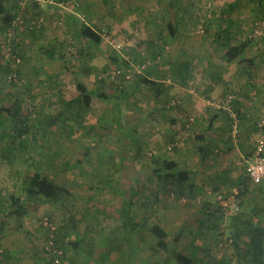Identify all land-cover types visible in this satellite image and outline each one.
<instances>
[{
    "label": "rangeland",
    "instance_id": "obj_1",
    "mask_svg": "<svg viewBox=\"0 0 264 264\" xmlns=\"http://www.w3.org/2000/svg\"><path fill=\"white\" fill-rule=\"evenodd\" d=\"M175 2L176 9L172 7ZM235 2L29 1L24 6L19 3L17 28L10 30L11 36L0 23L2 264H53L44 248L57 232L59 245L65 250L61 264H207L208 253L227 264H243L233 244L221 247L233 237L234 220L224 218L217 229L213 227L215 220L206 221L202 215L203 207L218 206L209 194V188L217 186L208 177L211 170L203 171L205 176L200 177L192 173L202 157L195 147L202 127L196 107L208 99V84L219 78H209L208 70L242 72L245 66L254 68L263 54L264 42H254L242 60L225 66V48L212 45L211 37L221 25V11H229ZM263 3L241 0L234 6L232 45L241 41L250 23L264 15ZM182 8L188 13L178 23L176 15ZM170 21L178 23L175 37L169 34ZM82 23L102 35L100 46L80 37ZM9 49L20 58L14 69L15 81L9 80L14 67L7 57ZM113 58L129 62L130 68L118 67ZM171 61L191 63L188 82L175 76L168 66ZM147 63L142 73L135 71ZM152 68L157 70L153 73ZM139 75L164 83L169 100L164 98L160 103L154 89L141 83ZM78 82L85 84L92 96L89 109H83L78 101ZM103 93L117 94L120 100L105 101L99 97ZM226 94L219 103L231 108L239 96L235 91ZM231 95L236 99L229 103ZM17 101L22 106V119L28 117L23 124L7 111ZM173 102H179L180 107ZM175 116L180 122L173 125L170 120ZM22 125L26 134L19 137L16 129ZM175 143L180 146L170 151ZM164 161H174L178 170L190 173L186 185L194 182L202 188L199 196L197 190L183 198L165 193L154 174ZM37 172L67 188L70 196L54 203L26 195L24 179ZM225 185L222 190L228 193L237 190ZM259 186L264 190V184ZM254 191L256 188H251L250 193ZM238 193L241 220H250L249 214L243 213L246 196ZM12 198L21 200L23 211H16ZM123 209H130L140 229L124 231ZM158 239L164 240L167 248L149 251L148 246ZM242 240V245L248 241L246 234Z\"/></svg>",
    "mask_w": 264,
    "mask_h": 264
},
{
    "label": "trees",
    "instance_id": "obj_2",
    "mask_svg": "<svg viewBox=\"0 0 264 264\" xmlns=\"http://www.w3.org/2000/svg\"><path fill=\"white\" fill-rule=\"evenodd\" d=\"M20 0H0V23L3 26V29L5 31L12 28V25L16 19L17 15V8H19ZM176 5H172L175 9L178 7L177 2H175ZM229 11H223L222 16L220 17L221 25L218 31H216V34H214L213 37H211L212 45L218 48H225V55L224 59L225 62L228 64H232L236 62L237 60H242L247 49L251 45V42H243L240 41L236 45H232L233 41V20L234 14L236 13V9L234 6L229 7ZM182 12V15H176L178 19L176 20L178 23L181 20H183V17L186 15L187 10L185 8H182L180 10ZM170 21L168 25L169 34L171 37H175L176 31L178 29V23ZM79 35L82 39L88 41L94 46H100L103 41L102 35L97 32L92 26L82 23L79 28ZM159 49V47H157ZM51 50L55 51V46L51 47ZM160 55V52L157 53V56ZM112 61L117 65L118 67L123 66L124 68H130L131 64L127 61L120 60L119 58H113ZM175 61H171L168 63V66L173 70L175 76L183 83L188 82L191 79V63L188 61L183 62L182 64ZM252 62L250 61L249 64ZM177 69L174 71V69ZM152 72L154 73L157 68H152ZM151 71V70H150ZM139 81L147 86H151L154 89V93L156 95V98L159 99V102L161 103L164 98L166 100H169V97L167 95V92H169V88L164 83L152 81L149 79V76L139 75L138 76ZM77 90L79 91L80 95L78 97V101L82 104L83 109H89L91 106L92 96L90 95L87 87L85 84L78 82L77 83ZM101 99L105 101H109L113 98H115L117 101L120 100L119 95L110 96L106 93H103L99 96ZM176 107H180L179 105H176ZM22 106L20 102H15V104L12 106V108L8 109V114L16 120V122L24 123V120H28L27 116H24L23 119L21 117L22 113ZM217 119L216 116L212 117V120L210 122V125L214 123V121ZM173 125L176 124V122H172ZM26 127L21 126L20 130H18L19 137L22 134H26ZM20 131V132H19ZM179 165L174 161H164L162 164V167L156 170L154 174L156 175L158 182L162 185L164 192L169 195H176L178 198H183L186 195V181L189 180V174L190 173H184L178 170ZM25 184V192L26 195H28L31 198L35 199H43L49 202L59 203L62 202L65 198L70 196V191L61 186L58 185L55 181L48 179L47 177L42 176L40 173H34L32 175L27 176L24 179ZM189 188L195 192L194 185L191 184ZM13 199V205L16 209V211L20 212L23 211V205L21 203V200L19 198H12ZM133 201V200H132ZM132 203H129V206L132 207ZM210 205H207L206 207H203L202 215L206 218V221L208 220H215L213 227L219 229L220 223L224 219V217L221 215L219 207L214 206V210H211L210 208H207ZM122 220H123V227L125 228V231L127 232V229L130 231H134L135 229H140V224L136 221V219L131 215L130 209L122 210ZM242 214L238 215L234 219V224H236L237 227H235V232L233 234V237L227 239L233 241V245L235 247V253L236 255L241 258L243 264H264V225L262 226H255L251 219L248 220H241ZM204 222H200L201 225H203ZM241 224V226L239 225ZM246 234L248 241L245 244H241L242 235ZM154 239H156L155 235H152ZM59 237L60 234L57 232L56 237L53 239L54 245L58 250H62L64 253L63 246L59 245ZM131 239V238H130ZM223 241V240H222ZM128 243H131L129 240ZM75 248L77 249L78 243L74 244ZM167 248V244L164 240L158 239L156 244H150L149 250H151L153 253L158 252L159 250H165ZM209 251V250H207ZM209 259V263L207 264H227L226 260H216V258L209 257V253L206 254ZM0 257H2L0 255ZM64 257V256H63ZM64 259V258H63ZM4 261V257L0 259V264ZM52 263V262H51Z\"/></svg>",
    "mask_w": 264,
    "mask_h": 264
},
{
    "label": "crops",
    "instance_id": "obj_3",
    "mask_svg": "<svg viewBox=\"0 0 264 264\" xmlns=\"http://www.w3.org/2000/svg\"><path fill=\"white\" fill-rule=\"evenodd\" d=\"M233 1H236L232 5L235 6L241 0ZM263 5L264 3L260 6L262 7ZM223 11L224 10L221 12ZM187 13L188 12H186L185 16H187ZM180 15H182V12H180ZM259 48H261L260 45ZM263 56L264 50L263 54L260 56V60H257L259 64L255 61L254 68L245 66L240 69L242 72H237V70L233 72V70L228 68L208 70L207 75L209 78H211V76L219 78L216 81L212 80L211 84H208V99H204L201 103L199 102L198 107H196V111L199 112L198 115L200 116L198 120V122H200L199 127H202L197 131V138L195 137L197 143H195V147H198V150L200 149L202 157L199 159L201 162H199L197 168L193 170L195 172H192L193 177L195 175L200 177L199 175H203V171L211 170V172H208V177H212L213 181H216L217 186L209 188V194H212L213 191L224 189L226 183H229L234 189H237L236 191H240L241 194L244 193L243 195L246 196L244 206L247 205V207H244L243 213L249 214L255 226L264 225V190L262 186H255L248 182V178L245 174V166L253 155L257 139L261 135H264V129L261 132L257 128V123L260 119L263 107L262 95L264 94V76L261 74H264V68L260 66ZM225 63V66H228V63ZM256 63L261 71L257 69ZM192 72L193 70H191V74ZM233 91L239 96L238 101H236L237 103L232 104L231 108L222 107L219 103L221 97L224 96L225 92L228 94V92L233 93ZM205 105H207V108H204ZM209 113L210 115H208ZM214 116H216L217 119L210 125L212 117ZM173 121L176 122V124L180 122L177 116L170 120L171 123ZM202 121L204 122L203 124L201 123ZM183 127L184 126L181 125L180 128ZM210 173H212L213 176ZM191 184H194L193 189L197 190L198 195L196 196H199V191H201L202 188L196 186L194 182H189V184L185 185L186 194L191 193L192 190L189 188ZM262 184H264V182ZM199 185L202 187L203 180L199 182ZM250 185L252 187H249ZM257 187H260V190H257ZM251 188H256V191L250 193ZM207 201L209 202V200H206V202ZM207 208L214 210L213 206H208ZM241 224L239 223L240 226ZM123 229L125 231L124 227ZM136 230L137 229H135L134 232ZM149 246L147 248L148 250ZM137 248L139 247L137 246ZM105 249L107 250L106 247ZM105 249L104 251H106ZM135 257L136 254H134V258ZM92 264L97 263L92 261Z\"/></svg>",
    "mask_w": 264,
    "mask_h": 264
},
{
    "label": "built area",
    "instance_id": "obj_4",
    "mask_svg": "<svg viewBox=\"0 0 264 264\" xmlns=\"http://www.w3.org/2000/svg\"><path fill=\"white\" fill-rule=\"evenodd\" d=\"M29 1H36L38 3H41V0H20V5H28ZM22 7V6H21ZM16 20V19H15ZM34 25H38V21L32 22ZM17 28V22L14 21L12 28L9 30L8 36H11L10 30L13 32ZM243 42H264V15L259 16L257 19H255L252 23L249 25V29L247 32L243 35V38L241 39ZM9 54L7 55L8 58H10L13 62V74L9 76L10 81H15L17 77V73L14 71L15 67L18 66L20 63V58L17 56L16 53H12L11 49H9ZM144 64L142 66H137L135 68V71L138 73H142L146 65ZM261 66L264 68V56L261 58L260 62ZM120 73V72H119ZM236 99L235 95H231L229 97V103ZM174 105H178L179 102H173ZM257 127L259 131H263L264 129V96H263V107H262V113L260 116V119L258 121ZM180 146L178 143L173 144L171 147H169V150L171 151L173 147ZM245 174L248 178L249 182L252 185H260L264 182V135H261L255 145V149L253 152V155L251 159L247 162L245 166ZM214 196L215 203L218 205L221 215L224 218L227 219H233L240 215L241 213V200L239 198L238 191H235V193H228L225 190H217L212 192ZM233 241L228 240L227 242L221 244V247H227L228 245H232ZM45 253L50 258V261L53 264H61L63 260L64 253L62 250H58V248L55 247L54 241H50L49 244H47L44 248ZM3 251L0 249V255L2 256ZM0 257V259H2Z\"/></svg>",
    "mask_w": 264,
    "mask_h": 264
}]
</instances>
